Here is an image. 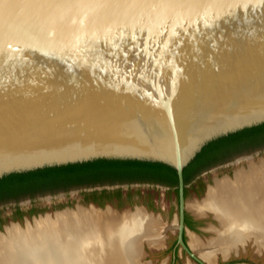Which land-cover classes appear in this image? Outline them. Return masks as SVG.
Listing matches in <instances>:
<instances>
[{"label":"water","instance_id":"1","mask_svg":"<svg viewBox=\"0 0 264 264\" xmlns=\"http://www.w3.org/2000/svg\"><path fill=\"white\" fill-rule=\"evenodd\" d=\"M263 124L264 0L175 9L0 0V179L97 160L171 167L175 248L207 264L185 241L184 170L211 142Z\"/></svg>","mask_w":264,"mask_h":264},{"label":"bare ground","instance_id":"2","mask_svg":"<svg viewBox=\"0 0 264 264\" xmlns=\"http://www.w3.org/2000/svg\"><path fill=\"white\" fill-rule=\"evenodd\" d=\"M208 192L198 212L212 211L222 229L209 244L191 235V248L209 264L250 236L264 249V166L222 180ZM164 239V227L143 209L122 214L79 209L0 232V264H139L141 244L156 246Z\"/></svg>","mask_w":264,"mask_h":264},{"label":"rangeland","instance_id":"3","mask_svg":"<svg viewBox=\"0 0 264 264\" xmlns=\"http://www.w3.org/2000/svg\"><path fill=\"white\" fill-rule=\"evenodd\" d=\"M263 166L264 144L233 154L214 164L200 176L204 186L199 194L200 201H197V193L189 189L187 197L189 212L193 213L194 208L197 209L194 212H198V207L206 199L208 191L215 188L218 182L225 179L234 181L243 172L251 171L254 167L262 168ZM103 191H108L110 197L113 198V205L107 204L100 207L93 203V200L100 197ZM91 204H94L101 211H106L111 207L114 212L119 214L143 209L152 214L164 227L165 239L161 244L150 246L147 241L141 244L139 264H198L181 248H175L177 242L178 196L176 190L161 185L136 183L131 185L81 186L68 190L37 192L32 196L27 195L3 201L0 202V217L7 220L2 223L0 232L4 234L6 229L14 224H19L26 229L27 223L35 226L36 221L47 217L55 221L58 214L69 211L75 212L79 209L91 210L93 209ZM119 205L122 206L121 209L118 208ZM18 210L22 211V214L17 219L12 220L11 218ZM204 215L208 224L205 227L206 232L200 234L199 238L205 244H209L212 240L218 239L217 236L222 226H220V221L212 211H205ZM255 240L254 236H250L245 239V243H238V245L233 246L234 249L231 248L232 252L229 251L230 254L228 253L229 255L226 258L219 253L216 262L212 264L231 262H234L233 264H264V249L259 250ZM189 241H191L190 236L187 237V242ZM194 251L198 253V251Z\"/></svg>","mask_w":264,"mask_h":264},{"label":"trees","instance_id":"4","mask_svg":"<svg viewBox=\"0 0 264 264\" xmlns=\"http://www.w3.org/2000/svg\"><path fill=\"white\" fill-rule=\"evenodd\" d=\"M262 144H264V124L231 134L208 144L184 170L186 198L188 197L187 187L189 183L201 170L233 154ZM136 183L165 186L176 190L178 196V176L171 167L140 161L97 160L4 177L0 179V202L27 195L32 196L37 192L68 190L81 186L131 185ZM103 197H110L108 191H103L101 196L97 198ZM107 204L108 201L105 200L98 203V206L104 207ZM118 208L121 209L122 206L119 205ZM185 241H187L186 237Z\"/></svg>","mask_w":264,"mask_h":264},{"label":"snow or ice","instance_id":"5","mask_svg":"<svg viewBox=\"0 0 264 264\" xmlns=\"http://www.w3.org/2000/svg\"><path fill=\"white\" fill-rule=\"evenodd\" d=\"M210 0H21V3L33 8H59L69 5L82 7H106V8H196L206 5ZM85 18L81 19V25ZM163 35V33H161ZM11 47V44L8 45Z\"/></svg>","mask_w":264,"mask_h":264},{"label":"flooded vegetation","instance_id":"6","mask_svg":"<svg viewBox=\"0 0 264 264\" xmlns=\"http://www.w3.org/2000/svg\"><path fill=\"white\" fill-rule=\"evenodd\" d=\"M214 165V164H213ZM213 165H210L208 168L212 167ZM208 168H205L203 170H201L199 172V174H197L192 180L191 182L189 183L188 187H187V192H189V189L191 190H194L195 193H197V196L198 199H200L199 197V194L200 192H202L204 186H203V183H202V179H201V174L205 172V170H207ZM108 201V205H113V198L112 197H103V198H95L93 200V203L95 205H98V203H100L101 201ZM189 209V208H188ZM195 211V210H194ZM192 211L194 214L200 216V213H196ZM148 213V212H147ZM22 214V211H16L15 215H13V217L11 218L12 220H15L17 219V217ZM150 214V213H148ZM7 219H4L3 217H0V227L2 225V223L6 222ZM208 224L207 220L205 219V227L206 225ZM204 225V221L203 220H200V219H196L194 218L189 212H187V216H186V220H185V226L187 229L197 233L200 235V228L203 227ZM206 232V230H205ZM185 237H186V232H185ZM187 238V237H186Z\"/></svg>","mask_w":264,"mask_h":264},{"label":"crops","instance_id":"7","mask_svg":"<svg viewBox=\"0 0 264 264\" xmlns=\"http://www.w3.org/2000/svg\"><path fill=\"white\" fill-rule=\"evenodd\" d=\"M199 199H197V201H198ZM188 208H189V206H188ZM190 213V212H189ZM194 218H196V219H200V220H203L204 221V225H203V227H201L200 228V234H203V233H205V215H200V216H196L194 213H190ZM191 235H195V236H197V237H200L199 236V234H197V233H195V232H193V231H191V230H189V229H187V231H186V237H189V236H191ZM189 243V242H188ZM189 245H190V243H189ZM201 257V256H200ZM202 258V257H201Z\"/></svg>","mask_w":264,"mask_h":264}]
</instances>
